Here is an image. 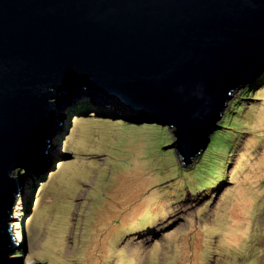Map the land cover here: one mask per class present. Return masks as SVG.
Returning <instances> with one entry per match:
<instances>
[{
	"label": "water",
	"instance_id": "95a60500",
	"mask_svg": "<svg viewBox=\"0 0 264 264\" xmlns=\"http://www.w3.org/2000/svg\"><path fill=\"white\" fill-rule=\"evenodd\" d=\"M263 71L264 0H0V264L65 108L164 127L190 166Z\"/></svg>",
	"mask_w": 264,
	"mask_h": 264
},
{
	"label": "rangeland",
	"instance_id": "374dc122",
	"mask_svg": "<svg viewBox=\"0 0 264 264\" xmlns=\"http://www.w3.org/2000/svg\"><path fill=\"white\" fill-rule=\"evenodd\" d=\"M75 105L55 128L45 173L20 200L28 209L15 210L12 231L24 237L26 254L9 255L13 264H264V214L255 215L264 213V185L235 184L253 160L264 168V139L258 149L249 133L264 136V71L234 94L217 123L215 133L222 121L224 129L214 137L240 141L236 150L230 155L214 141L206 152L228 157L226 183L208 189V180L197 192L184 178L196 179L203 153L182 166L174 149L159 147L174 141L170 130L106 118L115 113L88 97Z\"/></svg>",
	"mask_w": 264,
	"mask_h": 264
},
{
	"label": "trees",
	"instance_id": "16d2710c",
	"mask_svg": "<svg viewBox=\"0 0 264 264\" xmlns=\"http://www.w3.org/2000/svg\"><path fill=\"white\" fill-rule=\"evenodd\" d=\"M234 105L236 106V108L238 107L237 104H234ZM234 105H232V107ZM240 108L241 107H238V109H240ZM85 113H87V112H85ZM234 113H236V111ZM88 118H91V117H88ZM244 118H245V115H244ZM242 120H238V121H240L239 123H242V125H244V122ZM122 123H125V122H122ZM235 123L237 124V121ZM224 124H225V122L222 121L221 130L224 127ZM247 124H249V123L247 122L246 125ZM129 125H131V124H129ZM242 125H240V126H242ZM158 127H160V126H158ZM246 128L248 129V127H246ZM221 130L219 132L215 133L213 135V137L210 139V143H209L207 149L203 152L199 163L192 170V172L198 171L196 179L194 177L190 178L191 181L188 182V179L184 178V181L187 183V184H185V188H188L189 191L191 190V192H193V191L197 192V191H200L201 189H205L206 185H204V184L208 180H210L209 186L206 187L208 189L212 188L213 184L216 182L226 183L225 182L226 178H227L226 173L228 172L227 166L229 165L228 157L221 159L217 155L213 156L210 152H208V153H206V152L210 148L212 143L215 141V142H219L220 147H222V149H225V152L229 153L231 155L233 153V151L236 150L237 145L240 141H237L234 138L233 139H225L223 137H220V138L214 137L218 133L220 134L223 131V130L222 131ZM249 133L251 134L252 140L258 139V141H257L258 143L256 144V147H258V149L262 148L261 142L263 141L264 136L261 138V137H259V135H254L251 131H249ZM163 141H165V139H163L159 143L160 148L163 147V144H162ZM209 157H211V158H209ZM256 161L253 160L252 164L245 169V172H241L240 176L235 181L236 182L235 184L238 183L239 179L240 180L243 179V183H245V185L251 184V185H258L259 188L263 187L264 182L262 180H264V168L261 169L260 168L261 163H258V161L257 162ZM176 172H181V171L178 170ZM165 174H166V172H165ZM162 177H164V175ZM232 184H234V183H232ZM38 192L40 193V190ZM39 193H37V197H38ZM259 195L261 196L260 193H259ZM258 196H257V198H258ZM37 197H36V199H37ZM257 198L251 199V202L254 203V205L256 204V206H258V203H259V202H257ZM263 198H264V195H263ZM254 210H255V208H254ZM255 212H256V210H255ZM262 214H264V213H258V212L255 213L256 216H260ZM149 222H150V219H147V220L141 222L142 226L139 225V227L140 228H144L145 226L149 227L150 225H146ZM19 254L20 253H15L13 256L19 255ZM205 263H207V261Z\"/></svg>",
	"mask_w": 264,
	"mask_h": 264
},
{
	"label": "bare ground",
	"instance_id": "6f19581e",
	"mask_svg": "<svg viewBox=\"0 0 264 264\" xmlns=\"http://www.w3.org/2000/svg\"><path fill=\"white\" fill-rule=\"evenodd\" d=\"M63 126V122H61L60 124H59V126L57 125V127H56V131H60V129H62L61 127ZM59 133V132H58ZM44 157H47L48 159H49V157L46 155V156H44ZM47 158H45V163L48 161V159ZM15 230V229H14ZM223 230V229H222ZM19 235V234H18Z\"/></svg>",
	"mask_w": 264,
	"mask_h": 264
},
{
	"label": "clouds",
	"instance_id": "9594fccd",
	"mask_svg": "<svg viewBox=\"0 0 264 264\" xmlns=\"http://www.w3.org/2000/svg\"><path fill=\"white\" fill-rule=\"evenodd\" d=\"M67 123V122H66ZM67 125V124H66ZM33 181L35 182V180L33 179ZM40 183H42V181H39ZM35 193H36V188H35ZM31 203L32 202H30V204L29 205H31ZM21 235V234H20ZM21 240H22V237H21ZM15 257H17V255L15 256Z\"/></svg>",
	"mask_w": 264,
	"mask_h": 264
}]
</instances>
